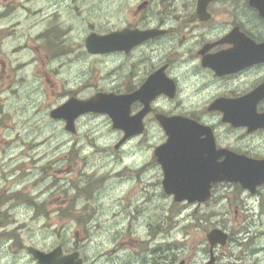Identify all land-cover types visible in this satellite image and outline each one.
Masks as SVG:
<instances>
[{
    "label": "flooded vegetation",
    "instance_id": "flooded-vegetation-1",
    "mask_svg": "<svg viewBox=\"0 0 264 264\" xmlns=\"http://www.w3.org/2000/svg\"><path fill=\"white\" fill-rule=\"evenodd\" d=\"M111 1L109 26L101 30L90 27L91 32L81 43L83 54L108 60L111 65L113 86L97 93L127 96L124 109L130 120L147 110L141 121L143 133L129 138L118 148L123 133L113 129L117 137L108 173L111 182L122 186L130 179L126 176L133 168L118 153H127L134 141L141 142L153 128L157 136L152 140L156 141L150 146L151 156L135 168L138 176L146 175L147 187L158 191V200L168 202L171 208L210 205L212 217L236 223L237 226L221 228L226 241L212 249L213 264H247L246 254L253 256L256 251L249 249V253L240 252L238 256L233 253L247 242L248 247L254 245L251 239L260 234L258 223L262 226L264 219V177L260 176L264 165L257 167L264 161V0H129L132 6L125 12L123 0ZM66 2L56 1L54 9L45 14L46 33L40 36L48 40L43 46L46 59H55L47 54L54 47L65 46L63 37L70 30L84 26L85 12L78 7L75 14L69 5L64 9ZM36 3L38 0H0V33L37 28L45 20L38 21L42 10ZM75 15L77 18L73 20ZM23 17L22 24L19 18ZM91 33L120 35L123 48L91 55L85 48V38ZM37 37L38 34L34 39ZM33 50L36 52L37 48ZM65 51L57 58L63 57ZM96 116L106 115L79 117L71 135H77L81 120ZM167 122L177 125L175 132L179 135L174 141H169L168 129L164 127ZM155 148L160 149L159 162L153 155ZM209 155L213 169L222 173L228 170L224 165L226 158L238 157L243 182H229L225 178L213 181L210 190L208 187V199L201 203H177L173 195L165 193L166 187L176 188L178 176L185 177L190 172L199 173V180L209 182ZM66 158L72 160L70 152ZM167 175H172L168 183ZM231 189L236 192L229 195ZM90 191L87 187L83 195L89 196ZM118 203L115 199L114 204ZM174 214H171L173 219ZM134 216V210L130 214L117 212L114 223ZM136 216L138 220L139 214ZM171 228H174L172 221L166 227L156 217L152 221L145 219L136 228L113 232L128 240L133 234L140 236L143 232L146 241L152 239L153 245L150 247L149 242L144 250L146 255L143 259L140 256V264L149 261L150 255L153 264ZM210 257L209 250L207 259L201 263ZM79 258L83 264H93L80 253Z\"/></svg>",
    "mask_w": 264,
    "mask_h": 264
},
{
    "label": "rangeland",
    "instance_id": "rangeland-1",
    "mask_svg": "<svg viewBox=\"0 0 264 264\" xmlns=\"http://www.w3.org/2000/svg\"><path fill=\"white\" fill-rule=\"evenodd\" d=\"M56 1L61 4L62 0H38L36 7L42 10L38 21L45 20ZM111 2L67 0L64 9L69 5L75 14L78 7L85 12L84 26L63 37L67 47H54L47 54L53 60L46 59L43 46L48 40L40 36L46 33V20L37 28L0 33V264H36L26 247L49 252L58 246L65 254L78 251L93 264H140L152 239L146 241L142 231L129 240L113 231L136 228L156 217L166 227L172 221L174 228L153 264H200L208 257L207 232L237 226L212 217L210 205L171 208L158 200L159 192L147 187L146 175L138 176L135 169L151 156L150 146L156 141L152 139L157 136L153 128L141 142L134 141L127 153H118L133 171L126 176L130 178L126 184L114 186L108 173L117 134L110 119L85 118L77 135L67 136L64 124L50 118L51 110L70 98L82 100L113 86L109 61L84 55L81 45L90 27L109 26ZM121 3L124 12L132 6L129 0ZM19 20L23 24L25 18ZM68 152L72 160L66 158ZM87 187L91 188L89 196L83 195ZM235 192L231 189L229 195ZM132 210L133 219L114 223L115 213ZM258 228L260 234L251 239L254 245L248 247L247 242L233 253L256 251L253 256L246 254L247 264H264V219ZM148 259L144 264H152L151 255Z\"/></svg>",
    "mask_w": 264,
    "mask_h": 264
},
{
    "label": "water",
    "instance_id": "water-1",
    "mask_svg": "<svg viewBox=\"0 0 264 264\" xmlns=\"http://www.w3.org/2000/svg\"><path fill=\"white\" fill-rule=\"evenodd\" d=\"M85 48L89 54H104L110 53L115 50H121L122 39L120 35L107 34L99 36L95 33L90 34L85 39ZM136 96V95H135ZM127 96L115 97L112 94L97 93L87 100H77L70 98L63 105L53 109L50 112V118L52 120L65 121V130L74 133L75 132V120L85 114H105L107 115L112 123V128L118 129L124 132L122 141L116 146L117 148L130 137L142 134L144 131L142 125V116L147 110H143L133 120L128 119L127 112L124 109V102ZM164 118L159 117V120ZM168 129L169 141H174L179 133L175 132L177 128L176 124L167 122L164 126ZM154 155L158 161H160V149L156 148ZM209 155V182L199 180L201 175L197 172H190L185 177L178 176L176 181L178 184L176 188H165V192L169 195H174L176 202L187 201L188 203L193 202H204L208 199L210 184L213 181L222 180L225 178L229 182H243V174L240 171L241 161L238 157L229 156L226 158L225 164L228 167L226 172L216 171L210 164ZM264 165V161L257 167ZM264 168V167H261ZM264 170V169H262ZM259 174H255L258 176ZM170 176L167 175L165 182H170ZM264 177V172L260 174ZM206 177V175H204ZM209 183V184H208ZM206 239L210 245L211 257L209 261L204 264H213L212 249L215 245H224L226 241V234L218 229L211 230L206 234ZM27 252L33 256L37 264H83L79 259L78 252H73L67 255L63 254L60 246L54 248L49 252H43L33 247H27ZM183 264V263H181Z\"/></svg>",
    "mask_w": 264,
    "mask_h": 264
}]
</instances>
